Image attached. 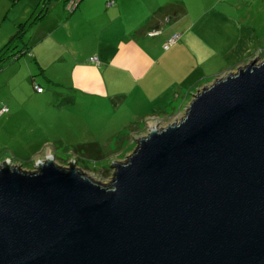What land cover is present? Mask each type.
I'll list each match as a JSON object with an SVG mask.
<instances>
[{"label":"water","instance_id":"obj_1","mask_svg":"<svg viewBox=\"0 0 264 264\" xmlns=\"http://www.w3.org/2000/svg\"><path fill=\"white\" fill-rule=\"evenodd\" d=\"M137 142L108 184L1 163L0 264H264L260 52Z\"/></svg>","mask_w":264,"mask_h":264},{"label":"crops","instance_id":"obj_2","mask_svg":"<svg viewBox=\"0 0 264 264\" xmlns=\"http://www.w3.org/2000/svg\"><path fill=\"white\" fill-rule=\"evenodd\" d=\"M110 1L84 0L69 14L65 0H0V109H9L0 115L2 152L27 144L44 159L52 151L47 123L70 111L77 96L80 104L113 112L125 104L126 113L145 119L170 114L181 97L187 100L264 48L254 44L255 24L229 0ZM153 29L160 31L151 36ZM10 40L17 47H6ZM42 79L74 95L59 102L57 91H37ZM11 91L19 95L9 97ZM28 127V139L16 141L18 130Z\"/></svg>","mask_w":264,"mask_h":264},{"label":"rangeland","instance_id":"obj_3","mask_svg":"<svg viewBox=\"0 0 264 264\" xmlns=\"http://www.w3.org/2000/svg\"><path fill=\"white\" fill-rule=\"evenodd\" d=\"M229 2L234 5L238 13L255 24L254 44H260L264 47V0H229ZM258 52H260V58L263 60L264 48L257 50L253 57H256ZM26 84L29 89L34 88L32 80H30V84L28 81ZM40 85L47 93L55 94L54 91H57L59 102L67 98V96L74 95L70 93L68 88L59 84L50 86L44 79H42ZM8 95L12 97L19 94L11 91L8 92ZM63 95H66L65 98ZM191 100V96L187 100L181 97L175 107L172 108V113L157 115L162 119V127L173 123L175 118L181 119L185 115ZM33 103L31 101L27 105L31 106ZM70 105V111L59 113L57 121L54 120L53 116V122L46 125L48 126V138L51 140L49 146L52 145V151L48 152V155H54L55 161L62 166H68L73 162L77 168L92 179L108 184L113 180L115 169L111 165L114 161H126L135 151L138 139L148 134L152 126L151 124H146L144 116H130V113H126L125 111H128L126 108L129 107H126L125 104H122L121 108L113 112V110L104 109L102 106L97 108L94 103L85 102L80 104L77 96L76 103H70ZM33 129L36 133L41 131L37 126L33 127ZM29 130L31 131L30 127L26 128V130L20 128L17 135H14L15 140L20 143L27 140L28 137H25L23 132H28ZM2 135L0 132V148L3 146L1 143L5 142V139L1 137ZM118 138H121L122 141L120 142ZM91 143L97 144L94 149L89 148L86 151L85 147L82 152L77 150L78 147ZM23 146V151H18L16 144H12L7 151L2 152L0 150V164L10 161L13 165L21 166L23 169L33 170L37 162L42 159L39 158V155L32 153L33 146L27 144H23ZM49 146H45L44 153L47 152Z\"/></svg>","mask_w":264,"mask_h":264},{"label":"built area","instance_id":"obj_4","mask_svg":"<svg viewBox=\"0 0 264 264\" xmlns=\"http://www.w3.org/2000/svg\"><path fill=\"white\" fill-rule=\"evenodd\" d=\"M82 1H84V0H65V9H66V11L69 14H73L77 10V8L79 7V5L81 4ZM110 2H111V4H113L114 0H111ZM158 33L159 32H158L157 29H153V30L150 31L149 34L151 36H153V35H156ZM176 38H177V35H175L171 40H169V42H167L165 44V48H168L169 45L176 40ZM92 60L96 61L97 57H93ZM36 89L39 92H43V88H41L39 86H36ZM8 111H9V109L7 107H3V108L0 109V115H2L4 113H7ZM171 119H173V117ZM177 120H179V118H175V121H177ZM161 123H162V119L159 118L157 115H151L148 118H146V124H151L152 127L160 128V127H162Z\"/></svg>","mask_w":264,"mask_h":264},{"label":"trees","instance_id":"obj_5","mask_svg":"<svg viewBox=\"0 0 264 264\" xmlns=\"http://www.w3.org/2000/svg\"><path fill=\"white\" fill-rule=\"evenodd\" d=\"M46 4H47V3H46ZM159 31H160V30H158V32H159ZM18 32H19V31H18ZM177 37H178V35H177ZM172 38H173V37H172ZM172 38H171V39H172ZM171 39H170V40H171ZM176 39H177V38H176ZM12 41H13V40H12ZM12 41H11V43H10L11 46H12V44H13ZM175 41H176V40H175ZM175 41H174V42H175ZM168 42H169V41H168ZM174 42H173V43H174ZM173 43H171V44H173ZM165 44H166V43H165ZM171 44H170V45H171ZM170 45H169V46H170ZM8 46H9V45H7L6 47H8ZM164 47H165V45H164ZM15 55L19 57V53H15ZM92 58H93V57H92ZM92 58H91V61H93ZM96 61H98V58H97ZM96 61H95V62H96ZM42 88H43V87H42ZM43 89H44V88H43ZM153 115H157V114H153ZM171 118H172V117H171ZM118 140H120V142L122 141L121 138H120V139L118 138ZM84 145H86V146L78 147L77 150H79L80 152H82V149L85 148V147H86V148H85L86 151H87L89 148H90V149H94V148H95V145H97V144H96V143H91V144H84ZM79 151H78V152H79Z\"/></svg>","mask_w":264,"mask_h":264},{"label":"bare ground","instance_id":"obj_6","mask_svg":"<svg viewBox=\"0 0 264 264\" xmlns=\"http://www.w3.org/2000/svg\"><path fill=\"white\" fill-rule=\"evenodd\" d=\"M250 60H251V59H250ZM250 60H249V61H250ZM50 156H51V155H50ZM42 160H43V159H42Z\"/></svg>","mask_w":264,"mask_h":264},{"label":"clouds","instance_id":"obj_7","mask_svg":"<svg viewBox=\"0 0 264 264\" xmlns=\"http://www.w3.org/2000/svg\"><path fill=\"white\" fill-rule=\"evenodd\" d=\"M82 2H83V1H82ZM82 2H81V3H82Z\"/></svg>","mask_w":264,"mask_h":264}]
</instances>
